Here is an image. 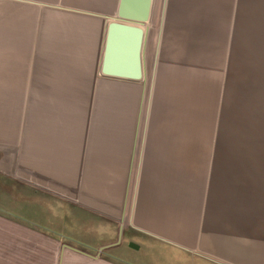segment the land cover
Returning a JSON list of instances; mask_svg holds the SVG:
<instances>
[{
  "label": "crops",
  "instance_id": "0c3cea01",
  "mask_svg": "<svg viewBox=\"0 0 264 264\" xmlns=\"http://www.w3.org/2000/svg\"><path fill=\"white\" fill-rule=\"evenodd\" d=\"M118 2L0 0V264H38L42 199L116 217L134 264H264V0H190L156 89L99 72Z\"/></svg>",
  "mask_w": 264,
  "mask_h": 264
},
{
  "label": "rangeland",
  "instance_id": "374dc122",
  "mask_svg": "<svg viewBox=\"0 0 264 264\" xmlns=\"http://www.w3.org/2000/svg\"><path fill=\"white\" fill-rule=\"evenodd\" d=\"M190 0L183 2H175L174 0H153L151 16L144 25L145 29V41L143 46V79L145 83L151 85V81H154L153 88L164 86V79L159 74V57L176 58L175 64L177 65V73L171 72L170 81H173L175 76L179 77V72L186 75L185 70L181 68L184 64V53H181L183 43L189 40V14ZM178 10V11H177ZM179 14V16H178ZM177 28V31L173 30ZM188 32H185V31ZM164 61L167 62V60ZM174 63L172 62V65ZM181 64V65H180ZM168 65V64H167ZM180 65V67H179ZM163 68V64H162ZM170 71L171 68H170ZM169 72V67L166 70ZM189 75V74H187ZM185 79L187 80L188 76ZM153 78V79H152ZM167 81L169 85H165L166 88L172 89V83ZM183 106H188V93L187 97L182 96ZM184 120V119H183ZM109 178L103 177L104 182ZM29 196V193H26ZM42 204H49V208H39L38 218L39 225L36 227L39 236V255L38 264H59L60 254L63 253L60 264H134L133 252L130 249L125 248V243L122 240L115 246H110L117 243L111 242L116 239L118 235V225H115L116 217L103 218L98 217L95 214V210L89 209L87 215L89 217L80 218L77 216V211L71 209L70 212V224L66 217L67 211L61 208V203L54 200L42 199ZM93 200V199H92ZM87 203H93L92 201H86ZM0 212L5 215L6 218L13 219L16 217L13 210L1 208ZM64 216V218H63ZM48 218V221H46ZM66 220L63 224V219ZM67 218V219H65ZM101 219V221H100ZM86 221L85 226H82ZM81 222L78 224V222ZM67 222V223H66ZM75 222L74 224H72ZM124 236V232H121V237ZM122 239V238H121ZM45 240V241H44ZM49 240H53L52 243ZM63 245V246H62ZM68 246L72 249L78 250L89 256L96 257V260H92L88 257L80 255L76 252L62 248ZM106 247L100 251V248ZM122 248V252L117 251L114 248ZM116 250V251H115ZM159 250V249H158ZM156 248V252L158 253ZM62 251V252H61ZM160 253L166 255V260L173 262L174 255L172 251L163 249L159 250ZM153 264H157V257L150 258Z\"/></svg>",
  "mask_w": 264,
  "mask_h": 264
},
{
  "label": "water",
  "instance_id": "95a60500",
  "mask_svg": "<svg viewBox=\"0 0 264 264\" xmlns=\"http://www.w3.org/2000/svg\"><path fill=\"white\" fill-rule=\"evenodd\" d=\"M152 4L153 0H119L116 17L107 24L104 35L99 69L103 77L131 82L143 79V46L146 34L144 25L150 19ZM121 232L120 227L118 242ZM128 247L134 250L138 248L133 243H129ZM63 248L96 260V257L68 246ZM61 258L62 253L60 262Z\"/></svg>",
  "mask_w": 264,
  "mask_h": 264
}]
</instances>
